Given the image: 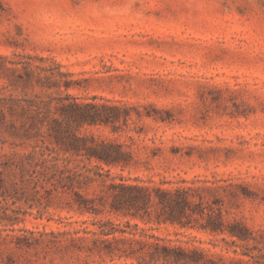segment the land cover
I'll use <instances>...</instances> for the list:
<instances>
[{
  "label": "rangeland",
  "instance_id": "obj_1",
  "mask_svg": "<svg viewBox=\"0 0 264 264\" xmlns=\"http://www.w3.org/2000/svg\"><path fill=\"white\" fill-rule=\"evenodd\" d=\"M29 62L68 74L63 80L74 85L63 94L128 109L117 131L79 132L131 154L127 167L102 164L104 171L166 188L207 187L205 202L221 200L226 218L246 224L264 246V0H0L7 120L11 97L40 93L17 83ZM11 141L0 125V264H132L86 250L92 235L83 230H98L99 220L249 259L222 240L226 234L110 213L108 198L94 215L78 208L72 191L37 194L20 182ZM103 190L95 182L79 192L92 198Z\"/></svg>",
  "mask_w": 264,
  "mask_h": 264
},
{
  "label": "trees",
  "instance_id": "obj_2",
  "mask_svg": "<svg viewBox=\"0 0 264 264\" xmlns=\"http://www.w3.org/2000/svg\"><path fill=\"white\" fill-rule=\"evenodd\" d=\"M40 61L46 62L43 58ZM54 65L24 64V74L17 83L24 88L37 86L40 93L29 98L11 97L7 101L10 120L5 109L0 108V125L12 140V165L19 171L22 185L31 186L37 194L72 191L78 208L94 215L103 213L108 203L110 213L226 234L229 239L222 240L234 247V253L241 247L249 259L227 258L195 246L166 243L138 224L127 231L111 220L95 222L98 230H83L92 235L87 251L132 260V264H264V246L246 224L226 218L221 200L205 202L201 192L207 187L192 183L166 188L130 182L123 176L112 177L110 170L104 171L102 164L127 167L131 154L121 145L79 132L85 126L100 125H111L117 131L118 124L127 123L131 114L110 101L97 102V97L80 101L68 92L63 94L62 87L68 91L74 84L63 80L69 75L57 71L59 66ZM17 147L28 151H18ZM95 182L104 187L103 194L89 198L79 192ZM105 198L109 199L107 203ZM127 226H131L130 222Z\"/></svg>",
  "mask_w": 264,
  "mask_h": 264
}]
</instances>
